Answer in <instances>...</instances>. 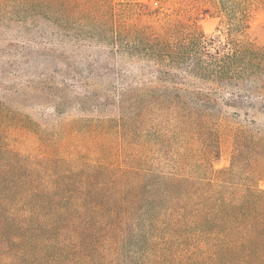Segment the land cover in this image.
<instances>
[{
	"label": "trees",
	"instance_id": "1",
	"mask_svg": "<svg viewBox=\"0 0 264 264\" xmlns=\"http://www.w3.org/2000/svg\"><path fill=\"white\" fill-rule=\"evenodd\" d=\"M24 1L55 9L65 23L77 17L94 37L119 32L111 9L99 10L106 0ZM202 37L190 29L175 44L149 40V53L163 63L142 76L154 85L150 111L172 113L174 124L151 127L145 143L132 129L150 113L138 96L130 104H139L137 114H128L124 91L102 96L90 89L76 102L81 112L116 102L112 122L123 139L124 166L30 151L17 136L0 133V264H264V189L256 185L264 128H238L230 165L215 170L219 90L211 84L250 93L247 82L263 72L264 49L219 55ZM230 99L227 105L240 107ZM72 107L63 97L54 108Z\"/></svg>",
	"mask_w": 264,
	"mask_h": 264
},
{
	"label": "rangeland",
	"instance_id": "2",
	"mask_svg": "<svg viewBox=\"0 0 264 264\" xmlns=\"http://www.w3.org/2000/svg\"><path fill=\"white\" fill-rule=\"evenodd\" d=\"M107 6L112 26L119 32L98 38L93 36L94 29L83 27L77 17L65 23L55 9L24 0L0 2L1 134L17 136L19 145L30 151L124 166L123 139L112 122L119 116L116 102L105 109L81 112L76 102L88 90L95 89L102 96L124 91L128 114L140 112L139 104L137 108L130 105L138 96L147 106L143 113H150L145 118L141 115V122L132 129L145 143L151 127L174 124L172 113L150 111L152 96L148 91L154 85L142 76L163 63L149 53V40L159 38L175 44L190 29H196L207 41V49H217L219 55L249 46L264 49V0H106L99 10ZM161 49L159 56L165 57L166 48ZM261 68L263 72L247 82L250 93L211 81L219 90L214 97L220 151L212 162L215 170L230 165L238 128H264V66ZM159 94L158 90L154 93ZM237 94L249 95L250 103L243 102L245 96L238 99ZM232 96L240 100V107L227 105ZM63 97L69 98L73 107L56 113L55 104ZM99 118L111 122L99 127L95 122ZM256 185L264 189V171L257 175Z\"/></svg>",
	"mask_w": 264,
	"mask_h": 264
}]
</instances>
